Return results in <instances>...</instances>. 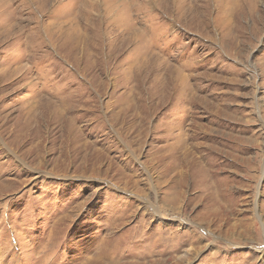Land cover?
I'll return each instance as SVG.
<instances>
[{"label": "rangeland", "instance_id": "1", "mask_svg": "<svg viewBox=\"0 0 264 264\" xmlns=\"http://www.w3.org/2000/svg\"><path fill=\"white\" fill-rule=\"evenodd\" d=\"M0 264H264V0H0Z\"/></svg>", "mask_w": 264, "mask_h": 264}]
</instances>
